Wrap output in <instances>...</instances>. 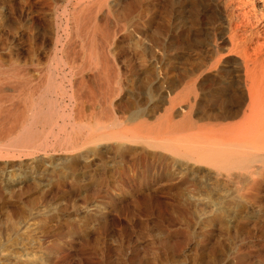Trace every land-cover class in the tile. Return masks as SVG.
I'll return each instance as SVG.
<instances>
[{
  "label": "bare ground",
  "instance_id": "6f19581e",
  "mask_svg": "<svg viewBox=\"0 0 264 264\" xmlns=\"http://www.w3.org/2000/svg\"><path fill=\"white\" fill-rule=\"evenodd\" d=\"M10 1L20 3L19 7L26 10L31 3L30 0ZM154 1L44 0L45 9L31 18L23 10L18 13L19 7H13L9 0H0V39L5 31L12 38L9 43L5 33V42L9 44H0V127L12 122L11 132L0 133V161L6 160L0 170V182L6 188L26 183L48 188L50 176L55 174L63 180L85 184L99 171L112 170L119 158L128 156L131 150L145 143L152 152L175 156L169 157L175 166L183 169H193V155L238 162V167L243 168L250 162L263 164L264 0H217L216 4L222 7L219 15L225 24L228 48L224 54L211 52L196 65L191 63L193 69L190 66L185 69L189 63L184 65L183 61L176 67L175 58L169 57L165 63L172 74L166 80L168 90L165 89L164 94L157 91L163 79L156 62L154 64L150 58L152 54H147L150 49L141 46L144 50L138 55V62L142 73L136 72L139 74L136 77L131 74L136 64L132 68L130 64L134 60L129 62L132 58L128 59L137 37L154 42L160 35L159 27H171L177 20L176 0H169L167 5H162L161 0ZM134 7L137 8L135 14L132 13ZM31 22L34 29L29 30ZM26 34L30 38L28 50L22 44ZM48 55H51L53 66L46 79L31 88L29 73L39 70L41 59ZM72 56L83 57L82 63L72 66ZM225 69L230 77L237 79L239 86V136L228 138L227 129L220 126L223 131L220 137L209 136L200 139L202 141L198 138L196 142L191 135V102L197 95L191 94L190 98L189 91L204 75L206 79L209 74L217 78L218 71ZM180 70L184 73L177 76L174 72ZM86 74L90 75L91 85ZM136 84H139L137 90L143 89L136 97L140 105L132 110L130 100ZM5 85H11L18 92L17 104L3 94ZM154 87L156 95L150 94ZM175 95L186 105L180 123L175 121ZM19 102L24 108L14 110L12 105L18 107ZM163 103L169 106L160 107ZM213 130L208 131L213 133ZM203 134L200 135L205 136ZM180 150L186 161L178 158ZM238 151L239 161H235ZM230 174L228 176L235 177ZM228 176L209 172L203 183L205 186L220 181L228 183ZM95 206L89 211L98 209ZM26 246L21 245V252H3V259L12 263L30 258L32 251Z\"/></svg>",
  "mask_w": 264,
  "mask_h": 264
},
{
  "label": "rangeland",
  "instance_id": "374dc122",
  "mask_svg": "<svg viewBox=\"0 0 264 264\" xmlns=\"http://www.w3.org/2000/svg\"><path fill=\"white\" fill-rule=\"evenodd\" d=\"M38 1L30 0L31 6L26 10L22 5V9L19 7L20 3L9 0L13 7H19L18 13L26 12L31 18L45 9L44 0ZM216 1L176 0L175 25L159 27L160 35L154 42L141 36L133 41L128 53V59L132 58L129 62L134 60L130 66L136 64L135 72L130 69L132 76L142 73L138 55L143 52V46L150 49L146 52L152 54L149 56L163 79L162 86L151 88L150 94L167 92L166 80L172 74L166 64L169 57L175 58L176 67L182 61L184 65L189 63L184 66L186 69L191 63L203 61L211 52L224 54L229 42L220 19L222 7ZM160 2L167 5L169 0ZM133 9L135 14L137 8ZM31 26L29 30L34 29ZM5 33L0 44L8 45L12 38L10 33ZM4 34L9 43L5 42ZM28 35L21 42L26 50L31 48ZM41 60L39 70L29 73L31 88L42 83L53 66L51 55ZM70 60L77 67L83 57L72 56ZM226 70L216 72L217 78L209 74L211 78L206 79L204 75L189 91L190 98L197 95L191 102V135L196 142L209 136L220 137L221 127L227 129L228 138L239 136V86ZM174 73L182 76L184 71ZM86 76L91 85L90 75ZM136 87L139 84L132 87V110L140 105L136 97L143 89L142 85L140 90ZM13 89L5 85L3 94L17 104L18 92ZM222 94L226 96L224 99ZM178 98L175 121L180 123L186 105ZM16 104L12 105L14 110L24 108L20 102L18 107ZM11 123L1 126L0 133L11 132ZM211 129L213 133L208 131ZM149 150L146 143L140 145L128 156L119 158L112 170L99 171L85 184L63 180L56 174L50 176L48 188L35 183L6 188L0 182V264H264V162H250L253 168L249 164L243 168L238 167V162L193 155L194 167L189 170L175 166L169 157L173 155ZM179 152L178 158L186 161L183 152ZM238 153L235 161H239ZM5 163L6 160L0 161V170ZM215 171L224 177L233 173L235 177L228 176L230 185L220 181L205 186L204 177ZM92 206L98 209L89 211ZM21 245L32 251L30 258L12 263L3 259V252H21Z\"/></svg>",
  "mask_w": 264,
  "mask_h": 264
}]
</instances>
